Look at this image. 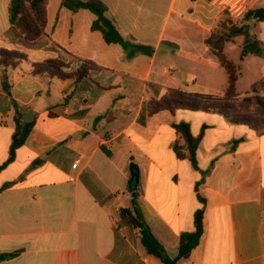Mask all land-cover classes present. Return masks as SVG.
Segmentation results:
<instances>
[{
  "label": "crops",
  "instance_id": "obj_1",
  "mask_svg": "<svg viewBox=\"0 0 264 264\" xmlns=\"http://www.w3.org/2000/svg\"><path fill=\"white\" fill-rule=\"evenodd\" d=\"M102 1L120 32L152 47L151 55L128 58L121 45L92 31V12H73L63 0L47 4L46 32L59 51L49 49L51 42L26 48L10 37L11 0H0V48L27 55L17 67L0 66V166L15 132L14 102L23 121L35 120L15 161L0 171V189L16 182L0 193V254L18 253L0 264H163L121 213L134 198L132 162L140 168L142 217L172 258L204 209L200 244L177 264H264V136L220 114L148 111L169 90L224 95L228 74L207 40L224 14L243 20L264 9V0ZM249 24L264 42V21ZM231 46L240 49L239 60L229 55ZM66 52L96 68L80 81L31 73L36 63L65 60ZM225 55L241 65L239 94L264 80V58L241 61L232 42ZM67 63L70 71L79 66ZM247 72L252 78L243 92ZM181 122L195 137L206 127L199 170L173 150L184 143L174 128ZM234 141L240 143L232 151Z\"/></svg>",
  "mask_w": 264,
  "mask_h": 264
},
{
  "label": "trees",
  "instance_id": "obj_2",
  "mask_svg": "<svg viewBox=\"0 0 264 264\" xmlns=\"http://www.w3.org/2000/svg\"><path fill=\"white\" fill-rule=\"evenodd\" d=\"M47 4L48 0H11L9 5L10 37L29 49H38L47 46L50 42L52 43L50 35L46 32ZM62 5L73 12L80 10L92 12L96 16L91 27L92 31L100 32L108 44L121 45L128 58H133L140 53L151 55L154 52L152 47L137 43L132 37L124 36L120 32L115 20L109 14L108 6L102 0H63ZM253 20L258 22L264 21V9L251 10L240 21L235 20L228 14H224L219 21L218 27L207 40L208 46L214 55L218 57L221 66L225 68L228 74L229 86L224 95H201L184 90H169L161 100L152 101L149 104V114L155 115L162 111L174 113L179 109L220 114L228 123L248 126L259 134L258 129L245 113L249 112L246 105H252L253 101L258 105H263L264 100L259 94L258 86L262 85L264 80L254 84L248 93L244 95L239 94L237 83L241 65L234 63L225 55L226 44L232 42L238 44L241 48V61L249 55L264 58V42L256 37L252 32V26L249 24ZM48 47L54 51L55 49H60L56 43H52ZM66 54L73 61L79 63V66L75 70L70 71L69 64L64 60L49 59L42 63L34 64L31 73L35 76L46 75L60 80L75 79L80 81L87 78L90 72L96 68L91 61L79 59L68 52ZM26 60L27 55L23 51L0 48V66L7 68L17 67ZM13 106L15 132L9 157L0 166V171L15 161L17 150L25 144L35 125V120L31 122L23 121L19 106L15 102ZM240 113L243 115H240ZM174 128L184 141L183 144L176 142L173 145L177 158L190 160L193 167L199 170L197 151L206 127L203 128L201 134L197 137L192 134L190 124L188 123L181 122L175 124ZM259 135L264 136V133ZM239 143L240 141H234L231 150L234 151ZM41 163L42 161L38 160L34 165L36 166ZM208 173H210V169L202 172L203 177ZM15 183L14 181L4 185L0 189V193L14 186ZM139 187L140 168L136 163L132 162L130 164L128 190L138 196ZM137 196L133 198L132 207L122 209L121 213L127 225L140 230L141 241L147 253L160 259L163 264H177L182 259H188L192 251L200 244L203 234L204 209H199L195 213L194 231L184 232L180 235L178 255L172 258L156 238L150 226L144 221ZM199 199L204 203L203 199ZM17 254H0V262L11 259Z\"/></svg>",
  "mask_w": 264,
  "mask_h": 264
},
{
  "label": "rangeland",
  "instance_id": "obj_3",
  "mask_svg": "<svg viewBox=\"0 0 264 264\" xmlns=\"http://www.w3.org/2000/svg\"><path fill=\"white\" fill-rule=\"evenodd\" d=\"M233 45V44H232ZM234 47L232 49L229 50V55L231 57H233L236 60H239V56H240V49L237 46H231ZM55 51H59L58 49H55ZM64 55L65 58V62H70V63H74L75 61H73V59L71 57H69L66 54H62ZM76 63V62H75ZM25 65V64H24ZM252 78V75L249 74V72H247L244 75V79L243 82L239 84V89L242 90L243 92H246L249 90V82L250 79ZM259 89V94L260 96L263 98L264 100V83L262 85L258 86ZM245 94V93H244ZM239 104V103H238ZM246 107L248 108L249 112L245 113L246 116L252 120L253 125L258 129V133L262 134L264 133V101H263V105H258L255 101L252 102V105H246ZM240 115H243L242 113H240Z\"/></svg>",
  "mask_w": 264,
  "mask_h": 264
},
{
  "label": "built area",
  "instance_id": "obj_4",
  "mask_svg": "<svg viewBox=\"0 0 264 264\" xmlns=\"http://www.w3.org/2000/svg\"><path fill=\"white\" fill-rule=\"evenodd\" d=\"M74 167H75V168L77 167V163L74 165Z\"/></svg>",
  "mask_w": 264,
  "mask_h": 264
},
{
  "label": "water",
  "instance_id": "obj_5",
  "mask_svg": "<svg viewBox=\"0 0 264 264\" xmlns=\"http://www.w3.org/2000/svg\"><path fill=\"white\" fill-rule=\"evenodd\" d=\"M136 196V194H133V197H135Z\"/></svg>",
  "mask_w": 264,
  "mask_h": 264
}]
</instances>
